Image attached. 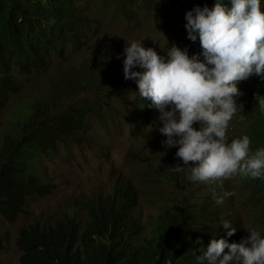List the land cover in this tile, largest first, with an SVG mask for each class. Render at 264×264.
I'll list each match as a JSON object with an SVG mask.
<instances>
[{
  "label": "clouds",
  "instance_id": "1",
  "mask_svg": "<svg viewBox=\"0 0 264 264\" xmlns=\"http://www.w3.org/2000/svg\"><path fill=\"white\" fill-rule=\"evenodd\" d=\"M93 1L63 0L52 16L55 28L37 47L30 77L2 111L35 121L41 135L49 132L59 140L37 164L51 193L55 183L41 173L40 163L61 148L69 150L90 115L107 122L110 110L102 103L104 88L99 85L106 84L107 70L126 56L124 78L135 80L139 89L135 126L158 134L166 161L146 175L172 187L161 193L157 213L138 202L130 180L119 179L111 190L94 194L114 192L118 184L129 191L130 184L129 193L137 196L133 205L144 221L175 205L189 212L204 210L221 235L207 240L201 262L264 264V148L254 150L241 128L257 114L264 117L263 0H102L105 12L126 26L127 41L129 36L135 41L118 47L115 56L107 43L97 41L91 58L43 90L41 83L54 68L67 64L73 50L90 41ZM141 5L153 11L156 28L168 40L165 50L147 44L149 26L138 15ZM115 87L107 88L108 97H119ZM91 91V102L63 101ZM168 153L174 162L165 158ZM91 195L74 198L84 203Z\"/></svg>",
  "mask_w": 264,
  "mask_h": 264
},
{
  "label": "trees",
  "instance_id": "2",
  "mask_svg": "<svg viewBox=\"0 0 264 264\" xmlns=\"http://www.w3.org/2000/svg\"><path fill=\"white\" fill-rule=\"evenodd\" d=\"M62 2L0 0V252L7 243L4 224L24 218L16 239L20 264H206L198 259L204 245L221 235L206 211L193 210L191 218L193 212L175 205L144 221L133 205L137 196L119 184L84 203L68 198L49 217L28 212L52 191L37 164L59 140L41 135L35 121L2 111L30 77L37 47L55 28L52 16ZM241 128L254 150L264 148L263 116Z\"/></svg>",
  "mask_w": 264,
  "mask_h": 264
},
{
  "label": "rangeland",
  "instance_id": "3",
  "mask_svg": "<svg viewBox=\"0 0 264 264\" xmlns=\"http://www.w3.org/2000/svg\"><path fill=\"white\" fill-rule=\"evenodd\" d=\"M122 8L119 7L121 10ZM91 11L94 17V32L90 41L74 49L67 64L57 65L43 82L39 80L43 90L49 89L50 82L56 77L59 78L65 71L73 68L78 69L84 60L91 58L97 41L107 43L113 56L116 55L118 47L126 43L130 45V42L135 41L132 36H129V42L127 41L126 26L105 12L102 0H94ZM138 15L149 26L147 44L161 51L165 50L168 40L156 28L153 11L141 5ZM113 42L118 44L114 46ZM125 58L126 56H121L116 64L107 70L104 79L106 84L99 85L104 88L102 103L107 104L110 110L107 122L101 124L90 115L84 129L79 134L75 131L78 136L69 150L61 148L59 154L53 153L50 159L40 163L41 173L55 183V189L30 206L28 212L34 217L45 218L57 210L61 211V206L68 198L107 192L113 188L114 181L119 179L131 181L140 197L138 202L144 204L148 212H158L161 193L172 186L167 181H151L146 175L149 168L156 171L159 163L166 164V161L161 155V148L157 146L158 134L155 135L151 131L143 133L135 126L134 113L139 89L135 80L124 78ZM57 85L60 86L59 83ZM109 86H116L114 89L119 92V97L107 96ZM94 97V91H91L86 96L68 95L63 101L68 104L91 102ZM167 110L171 109L166 108ZM157 112H160L159 109ZM156 126L161 128L162 120H158ZM171 157L173 158V155L168 153L165 158L171 160ZM171 161L174 162L173 159ZM158 172L161 173L159 168ZM24 220L22 218L18 222L4 224L7 243L0 252V264H20L21 251L17 247L16 239L19 226Z\"/></svg>",
  "mask_w": 264,
  "mask_h": 264
},
{
  "label": "bare ground",
  "instance_id": "4",
  "mask_svg": "<svg viewBox=\"0 0 264 264\" xmlns=\"http://www.w3.org/2000/svg\"><path fill=\"white\" fill-rule=\"evenodd\" d=\"M126 188H127V190H129V191H127V193L130 192V191L132 192V190H133V188H132V186L130 184H127V187ZM133 196H134V194H133ZM132 202H134V201H132ZM135 204H137V203H135Z\"/></svg>",
  "mask_w": 264,
  "mask_h": 264
}]
</instances>
